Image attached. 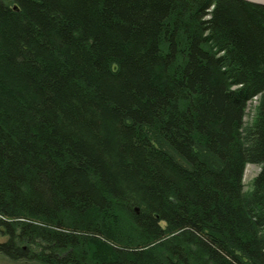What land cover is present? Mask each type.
<instances>
[{
    "label": "trees",
    "instance_id": "obj_1",
    "mask_svg": "<svg viewBox=\"0 0 264 264\" xmlns=\"http://www.w3.org/2000/svg\"><path fill=\"white\" fill-rule=\"evenodd\" d=\"M0 238L38 264H264V5L0 0Z\"/></svg>",
    "mask_w": 264,
    "mask_h": 264
},
{
    "label": "rangeland",
    "instance_id": "obj_2",
    "mask_svg": "<svg viewBox=\"0 0 264 264\" xmlns=\"http://www.w3.org/2000/svg\"><path fill=\"white\" fill-rule=\"evenodd\" d=\"M258 104H259V96L254 97L248 102L243 119L244 126L247 127L254 123L257 116ZM258 172H259V165L254 163H249L246 165L244 177H243L244 193L248 194L251 191L253 179ZM2 239L3 238H0V240ZM0 264H38V263L34 261H22V260L15 261L0 254Z\"/></svg>",
    "mask_w": 264,
    "mask_h": 264
},
{
    "label": "water",
    "instance_id": "obj_3",
    "mask_svg": "<svg viewBox=\"0 0 264 264\" xmlns=\"http://www.w3.org/2000/svg\"><path fill=\"white\" fill-rule=\"evenodd\" d=\"M254 4L264 5V0H245Z\"/></svg>",
    "mask_w": 264,
    "mask_h": 264
},
{
    "label": "bare ground",
    "instance_id": "obj_4",
    "mask_svg": "<svg viewBox=\"0 0 264 264\" xmlns=\"http://www.w3.org/2000/svg\"><path fill=\"white\" fill-rule=\"evenodd\" d=\"M245 1V0H244ZM248 2V1H247ZM251 3V2H250ZM255 164H257V165H259V169H260V163H255ZM245 168H246V166H245ZM244 172H245V169H244ZM243 177H244V174H243ZM15 261H19V260H15Z\"/></svg>",
    "mask_w": 264,
    "mask_h": 264
}]
</instances>
